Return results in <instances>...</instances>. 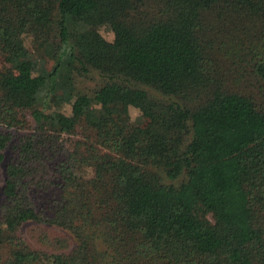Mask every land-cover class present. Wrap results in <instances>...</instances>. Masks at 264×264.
<instances>
[{
	"label": "trees",
	"instance_id": "obj_1",
	"mask_svg": "<svg viewBox=\"0 0 264 264\" xmlns=\"http://www.w3.org/2000/svg\"><path fill=\"white\" fill-rule=\"evenodd\" d=\"M6 149L1 264H264V0H0Z\"/></svg>",
	"mask_w": 264,
	"mask_h": 264
},
{
	"label": "rangeland",
	"instance_id": "obj_2",
	"mask_svg": "<svg viewBox=\"0 0 264 264\" xmlns=\"http://www.w3.org/2000/svg\"><path fill=\"white\" fill-rule=\"evenodd\" d=\"M98 31H99V34L105 40L111 41L112 34L107 27L100 26L98 28ZM24 42H25V45H27L28 47L32 46L30 38H26ZM97 85H99V79L97 76H93L89 78L81 77V78H77L76 80V88H77V91L79 92L89 93L90 90L97 87ZM61 110L65 115H68L70 113V106L64 105L62 106ZM127 113L129 116V120L132 123L138 122L137 119L139 116V111L135 106L128 103ZM77 130L81 132V131H84V128L78 127ZM66 137L67 136H64V138ZM10 155H11V151L9 149H6L4 151L3 160L0 161V199H1V186H2V181H3V166L6 160L10 157ZM20 230H21L20 232L23 238L26 240V242L31 248L38 249V250H44L47 252H58V251L65 250V246L67 244V241L65 240V238L67 239L68 235H66V233L60 228L47 227L43 224H34L31 222H27L25 224H22V226L20 227ZM69 242H70V246H72L73 245L72 241H69ZM5 256H6L5 250L0 249V264L3 262Z\"/></svg>",
	"mask_w": 264,
	"mask_h": 264
}]
</instances>
